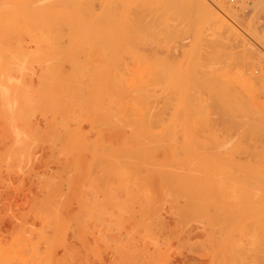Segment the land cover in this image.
Wrapping results in <instances>:
<instances>
[{
    "label": "rangeland",
    "instance_id": "1",
    "mask_svg": "<svg viewBox=\"0 0 264 264\" xmlns=\"http://www.w3.org/2000/svg\"><path fill=\"white\" fill-rule=\"evenodd\" d=\"M84 1H85L84 4H88V5L91 2L92 6L90 4L89 6L86 7H89L90 9L92 7L91 10L94 9V11L97 10V14L99 12L102 13L106 11L105 14L103 13L102 15H98V16L101 20L104 17V15L108 13L103 19L105 20L109 19L108 21H110V22L107 21V23H105L106 21L100 22V20L99 22L98 21L96 22V20H98L99 18L94 17L96 12L92 11L94 13V15H92L91 12L92 17L97 19L94 20L96 22L94 24L93 21H91L92 19L91 16L89 15L90 25L92 22L95 25V26L93 25V27L97 29L98 28L97 24L102 26V24L99 23H103L104 25L109 23L107 25V29L109 28L110 29L109 31H107V34H105L106 29L105 30L103 29L106 27V25L105 27L102 28L101 26H99L100 29L104 30L105 33L99 32V29L98 31H96V29L95 31L94 30L91 31L94 32L93 34L95 36L93 35V38L89 40L90 41L89 45L91 47L96 46L95 47L96 49L94 48L91 49L89 47L92 50L90 51L92 56L88 55L89 60L87 59L88 52L86 51L88 48L87 47L88 43L86 44L87 48L85 50L80 49L81 51L85 52L84 54L79 49H76V51L79 50V52L81 53L79 52L69 53L72 51L67 50V48L63 49L65 48V46L68 45L70 46L69 40L66 39L67 37H65L66 41L68 40V44L67 45L65 44L64 47H61L63 44L60 45V48H62V50L65 51L66 54L65 57L64 56L62 58L56 57L57 59L53 58L54 60L56 59L57 61L58 59L59 61L61 59H65L66 63L70 65L69 67L67 64L66 66L64 64L65 70L63 69L62 66L61 71L64 74L60 71L61 66L58 65L59 67H57L55 65L57 63L63 64L65 62L61 60L60 63L57 62L56 60L55 62L52 60V57H55L53 56V54L57 49H58L57 50L58 53L56 51L55 55L57 54L59 56L60 51H62L61 49L59 51L58 48L59 46L56 45L57 44L56 42L59 41L58 39H56L55 42L56 47L58 46L57 48H55V46L54 47L52 46L54 45L53 41L55 40L48 42L47 40H42V41L40 40L41 42H43V44L39 43L40 46L38 47V44H34V41L32 39L31 41H33V43H31L30 38H28L29 41L26 39L27 38L26 36H28V34L25 33L26 35V36L24 35L25 40H27L31 46L32 44L34 45L32 48L34 47L39 48L36 49L35 51H32V49L28 48L30 47V45L29 44H28L29 46L26 45L25 44L26 41L23 38H21L22 35L17 37L12 35L11 38H9L10 36L8 37L5 36L8 40L5 39V37H1L4 38L3 40L5 42L9 41L8 43L11 46L18 43L17 46L22 47V49L20 50L18 49L19 52H17L21 59L18 58V56H16L17 53L15 57L13 56V54L15 53L12 54L11 52L10 53L7 52L8 48L6 49V52H4L3 49L9 47V45L3 47L2 49L3 51H0L1 52L0 54L5 56L6 59H9L8 62L10 63L9 66L7 64L8 62L6 63L7 60H4V62L7 64L6 66L9 67L7 69L5 63L2 60V64L4 63L3 65L5 69H7L5 71L9 76L5 72L3 73H5V75H7L8 77L11 76L12 78H16L18 80V85L17 87H15L16 90L18 91L19 90L22 91L20 87L22 85L25 86L26 84L27 86L29 85L31 89L28 87H26L27 89L24 87V89L26 90L30 89L29 91H31L34 88L33 90L34 92L35 91L36 92L34 93L32 90L31 93L36 94V96L35 95L33 96L36 98V100L38 98L40 99L38 100L39 103L41 101L42 106L37 101L36 102L37 104L35 103L36 105L33 103V105H30L31 107L29 108L30 103L27 102L29 101L27 100L28 98L27 99L23 98L26 101L22 100L23 103L21 102V104L27 102L26 104L28 105L27 109L29 108L28 111L32 112V114L26 113L25 111L26 115L29 114L27 116L29 120L27 121L26 118V120L25 121L23 120L22 123L19 120L18 122H16L17 118L15 121L12 120V116H14L13 110H15L14 109L15 107L13 106V110H12L13 114L9 113L10 115H7L10 108H12V106L10 105L12 102H10V104L9 103L7 104L6 101L11 100L12 98L9 99L10 91L8 92L6 91L8 93L7 95L8 99H6L7 96L4 95V90L7 88L10 89L11 87H12L11 90L14 88V86L11 85V83H13V79L10 77V79H12V82L9 83L10 88L8 87L9 86L8 84L6 85L7 87L4 86L5 88L4 89L3 85H5L6 82L4 83L0 82V85L1 83L3 84L1 85L3 90L0 88V92L3 91V96L5 97V98L1 97L2 100L1 99L0 100L1 101L4 100L3 102H6L3 104L4 107L6 106L5 108L9 109V110L7 109L6 111L7 114H5L4 116L6 117L10 116L11 118L7 117V119H9V121L10 119L14 121V123H12L11 121L10 122L6 121L5 120L6 117L2 118L1 121V117L3 116H1L0 113L1 116L0 117V251H1L0 264L2 263L3 264H238L239 262H240L239 264H251V263L264 264V254H263L264 253V247H263L264 220H261V218L264 219V214H263L264 213L263 212L264 211L263 208L264 207V200H263L264 198V134H263L264 125L262 124L264 122L263 121L264 97L263 95H260V92L258 90H256L257 87L259 86V84L257 85L258 83L257 81L259 80L258 79L255 80V82L257 83L253 81L255 77H259L261 79V76L262 78L264 76V66H263L264 42L261 43L262 41L260 42L259 40H257L256 37L253 38L254 35L255 36L258 35L259 38H262V40L264 41V12H263L264 7H262L263 9L261 8V5L263 4L262 2L263 0H241L236 6L231 5L229 3V0H91V1L84 0ZM84 1L82 0V2ZM103 3L106 5H104ZM103 6H106V8L105 7L103 8ZM256 11L257 13H255ZM115 15H116V21L114 20L115 18H111L114 17ZM101 16L103 17L101 18ZM218 19L223 20L226 23L222 25L221 22L218 21ZM112 20H114V24L111 23L113 22ZM117 23L118 26H116ZM110 24L113 26H111ZM114 25L117 28L114 27ZM121 25H123V27ZM90 28L94 29L92 28V26H90ZM0 29H2V26ZM4 29H5L4 31H0L4 33L2 36L6 35L5 32L6 26H4ZM111 29H115L113 30L114 33H116L117 31L119 32L121 31L120 33L119 32L116 33L117 35L115 34L116 39L113 31L110 32ZM98 32L101 33L100 34L101 36L103 33L106 36L105 39L110 37L111 35V38H108L109 43L106 41L107 39L106 40L104 39V41H102L104 43L101 42L102 44L101 45L98 39L99 35L97 36ZM112 35L114 38L112 37ZM123 37L125 39V42L123 40ZM94 39L98 40V41L95 40L96 43L99 42L97 43V45L99 44L98 47ZM101 39L102 38H100V40ZM113 39L114 42L116 41L115 42L116 44L113 42ZM3 40L1 39V42H4ZM16 40L17 42L13 43V41ZM19 40L21 41L23 40L24 42L20 41L19 43L18 42ZM62 40H64V38L61 39V42L60 41L59 42L67 43V42H63ZM44 41H46V43ZM1 42L0 44H2ZM5 42L2 44V46L7 45V42L6 43ZM35 42L37 43V41ZM21 43L22 45H20ZM48 43L52 44L50 46L51 48L53 47L52 50L48 46L49 45ZM24 44L26 46H23ZM92 44L94 45L92 46ZM106 45H108V48H106ZM17 46L15 45L16 48H18ZM15 47L13 48V52L18 51L17 49H15ZM43 47L46 50L50 48L49 53L48 50L47 52L40 51V48L42 50ZM100 47L102 48V52L106 51L107 53L108 50V53L104 54L105 52H103L101 54ZM54 48L56 49L55 51H53ZM69 48L70 47H68V49ZM66 50L69 51L68 57ZM94 50H97V53L100 51V54L98 53L99 56L97 55V53H95L96 51ZM21 51L25 53H27L28 51L30 53L32 51L33 53H36L35 56L38 53L40 54L38 55V59L39 56L41 57L42 55H44L43 56L44 60L45 58H48V60L51 63L53 62L52 66H55L53 67L54 68L53 71L55 72V70H57L56 68H58L59 70L58 72L60 73L58 74L57 72L58 76H56V74L53 73L52 71L46 70L45 64L47 65L49 64L48 66H50L51 63L50 62L47 63L48 62L47 59L45 61L46 63H43L42 62L43 60L41 58V60L39 61H41L44 65L39 64L40 69H44V72L46 70L45 72L46 74H44V76L45 75L48 76V77L45 76L46 78L43 77L45 79V81L43 80L44 81L43 82L41 80L43 75L40 77L41 75L40 72L42 71H40L39 68L37 71H35L38 65H33L34 61L35 64L39 63V61L36 62V58L33 59L30 56L28 58L29 59L31 58L30 60L33 59V61H30L32 63L28 61V64L33 65L34 67L33 73L35 71L36 75L35 73L33 74L31 72L32 75L31 73H29L28 75H30V77L29 76L24 77L25 79L24 78L23 79L25 81L22 82L23 80L21 81L22 78L18 73L16 77V71L20 72L19 67L21 62L23 61L22 59L23 57L21 56V54H19L21 53ZM3 53H8L9 57L7 55H4ZM62 53L64 52H61L60 56L63 55ZM10 54L11 56L15 57V58L11 57L12 59H14L13 61L15 60H22V61L20 62L17 61V63L15 62L16 64H14V62L12 61L10 62ZM75 54L79 62L81 61L80 59L83 56H85L83 59L85 62H86L85 59H87L88 63L86 62L87 63L86 64L84 61H82L83 63L82 62L80 63H82V65L83 64L87 65L89 70H91L90 63L91 65L94 66V67L92 66V69L96 68L95 69L96 72L91 70L93 71L92 76H90V73L88 74V72L87 73L86 71L84 72L85 70L84 68H82V70L84 69L83 72L85 73V75L88 74V78L84 75V73L82 74L81 71H79L81 74L78 73L81 76L78 77L75 75L77 74L75 71L77 69H75V67L73 66H75V63H78V60L76 59V57H73L75 59L73 58L71 59V57L69 56V55L75 56ZM23 56L24 59L27 57L26 55H24V53ZM5 58L1 57V59H5ZM73 60H74V65L72 66ZM28 64L26 66L24 62L23 66L28 67ZM15 65H18V67H16ZM13 67L18 68V70H16ZM71 67L74 72L71 70ZM47 68L50 70L52 69L50 67ZM12 69H15L16 71L13 70L14 72H11ZM2 70L0 69V75H2L1 74ZM104 70L108 73L104 72ZM7 71L10 73H8ZM24 71L27 70H25L24 68ZM28 71L30 72L32 70L29 69ZM71 71L72 73L70 74H73V76L71 75L72 77L69 75V72ZM27 73L28 72L23 73V76H25ZM5 75H3V78L4 80L6 78L8 83V78ZM31 76L34 78H32ZM36 76L37 78H40V80L39 79L36 80ZM53 77L55 78L54 81H53ZM166 77L168 78V80L166 79ZM29 78H32L33 82L32 81L30 82L31 79L29 80ZM47 79H49L51 83ZM89 79L92 80L89 81ZM114 79L117 81H115ZM88 82L90 85L88 84ZM117 82L118 85L115 84ZM45 83H46V88H45ZM52 83L54 85H52ZM69 83L70 84L73 83V84L70 85ZM108 83L109 85H107ZM41 84L43 86L39 87V85ZM74 84L76 85L75 89L74 86H72ZM83 84L84 85L87 84L86 89L89 88V90L88 89L84 90L83 88H85V86H83ZM125 85L128 86L126 87ZM49 86L50 88L55 86V88L54 87L52 88L50 93L48 92L50 90ZM69 86H72L71 90L73 91L79 90V92L82 93L84 91L87 92V94L84 92L85 94H82L81 97H84L85 100L87 97V100L89 99V102L91 100L90 99L91 97L88 98L89 96L93 97L94 95L97 94L95 96L96 98L93 97L92 99L94 101L91 100L89 104L86 103L87 100L85 103H82L81 101L83 99L81 101L78 100L79 97H75V93H76L75 92L73 93L74 96L71 95L74 98L70 96V100L77 98L76 99L77 101L74 103L76 105L80 103L79 107L74 105L77 107L75 108L72 103L73 100H71L72 101L71 102L69 99L66 100L70 101L72 103V106H70L71 103L67 104L68 102H66V104L64 105L63 101H66L65 98H67L65 97L66 94L65 90H67ZM115 87H118L119 90H117V88ZM39 88H41L42 90ZM43 88L49 90L46 91ZM127 88L129 89L126 90ZM132 88L134 91L132 90ZM168 88H169V92H168ZM16 90L15 89L14 91L12 90L13 93L20 94L19 93L20 91L16 92ZM69 90H67V92ZM94 90L96 91V93ZM198 90L201 93H199ZM38 91L39 93H37ZM42 91L44 92L41 94ZM54 91L57 92L54 93ZM6 92L5 94H7ZM103 92H105V94H103ZM68 93L70 95L71 92L69 91ZM195 93L197 94L199 93V95ZM0 94H1L0 96H2V93ZM55 94H57V96ZM23 95H27V94L23 93ZM38 95H42V97ZM77 95L79 96V93H77ZM21 97L19 98L18 96L19 100H21ZM34 97L32 101L35 100ZM43 97L45 100L43 99ZM49 97H51L50 100ZM59 97L61 98L65 97V98H63L64 100H61V98ZM13 98L15 99L16 97ZM97 98H98L97 100L98 102L96 103ZM56 99L58 100L57 102L59 104H57ZM1 101H0V107H2L3 109L2 113H3L5 112L6 109L4 110L3 106H1L2 105ZM110 101L112 102L110 103ZM17 102L19 101L17 100ZM61 102L63 103L61 104ZM77 102L79 103L77 104ZM13 103L12 105L14 104L17 105L16 110L19 109L20 111L19 112L15 110L16 113L17 112L21 113L26 108V107L24 108V105H22L24 109L21 106H18L21 105L19 104L20 102L18 104L16 102L14 104ZM53 103L54 106L51 107ZM199 104H201L200 109L197 108L198 107L197 105ZM38 105L41 106V108ZM57 105H59L58 108ZM67 106H70V108L68 109ZM18 107H21V110L22 109L23 110L21 111L20 108ZM42 107H44L43 112H42ZM50 107L53 109H51ZM66 107L68 110L64 109ZM166 107L168 108V110ZM33 108H38V109L37 110L35 109L34 111ZM59 108L60 111L58 110L57 113H55L56 112L55 109L57 110ZM73 108L76 109L75 111L77 112V114L74 112ZM97 108L99 109L97 110ZM150 108H152V111H150L151 110ZM157 108H160L158 109L159 112H157L158 110L156 111ZM63 110L65 112H63ZM165 110H167L169 114L166 113L167 111ZM68 111H72V114L71 112ZM58 112H60V114ZM86 112H88V114ZM19 113L16 114L19 115L18 119L21 117ZM135 113L138 115V117ZM158 113L162 115H159ZM200 113L201 115L199 116ZM128 114L130 115V117ZM154 114H156L157 116L156 115L154 116ZM234 114L237 115L235 116ZM73 115L76 116L75 120H74L75 116ZM140 115L142 116V119ZM165 116L166 117L168 116L167 117L168 119ZM30 117L31 118L33 117L32 120L30 119ZM96 117L97 119H95ZM197 117L198 118L201 117V118L198 120ZM82 118L86 120L84 121ZM177 118L180 119L178 120ZM183 118H187V119H184L183 121ZM87 120L90 122H87ZM187 120H189L188 124L190 126L186 123ZM200 120L202 121L201 123ZM61 121L65 123H62ZM153 121L159 124L157 123L154 124ZM183 122L185 123L184 127H183ZM179 123H181L180 124L181 126L179 125ZM197 123H199L200 126H202V129H199L201 127H197L199 126V124L197 125ZM57 124L59 127L57 126ZM118 124L120 126L118 130L119 132H123L125 130H132V131L134 130V132H136V137H134V139L131 140H125V141L123 140L124 141L123 142L118 138H114L115 139L114 140L113 138H111L112 136L110 137L105 134L107 132L105 130L114 129L115 128L114 126L115 125L118 126ZM186 124L189 127V129L188 127H186ZM61 125L63 126L61 127ZM158 125H160L161 127ZM169 125L170 128L168 129L167 126ZM90 126L91 127L93 126V128H91ZM181 127L183 129L186 127V129L183 130ZM83 128L85 131L83 130ZM260 128L263 129L262 133L261 130H259ZM103 129L105 130L103 131ZM20 130H23V132ZM66 130L68 131L66 132ZM94 130H96V132ZM182 130L183 131L188 130V132H186L185 134L182 132ZM196 130H200L201 133ZM12 132L13 134H11ZM25 132L28 133L26 134ZM23 133L25 134V136ZM69 133L78 134L75 136L79 140L75 137L74 140L71 139L72 137L68 138ZM62 134L63 136H66L64 137L65 139L62 138ZM142 134L144 136H142ZM149 134H151V137ZM156 135L160 137L158 136L156 137ZM178 135L182 137L180 138ZM197 135L199 136V138ZM163 136L169 139V141L165 139V137ZM60 138L63 140H61ZM174 138L178 139L179 141L178 140L177 142L173 141ZM183 138H186V140L188 141L186 144L189 145V148L185 145L186 140L185 142H183L184 140L181 141ZM110 139L111 141H113L112 144H114V141H116V139H118L117 140L118 142L116 141L113 146L111 145ZM199 139L201 140L200 142L202 143V145L200 147L199 146L196 147L195 141ZM180 142H182V144H179ZM134 143L140 144L143 148H141L142 151L140 152V154L136 156L134 160H131L128 165H127L128 163L127 161L124 162L125 164L124 163L120 164L121 166L120 165L116 166L114 163H113L114 165H112V163L106 159V153L109 148H110L109 150H111L112 148L114 150L123 151L124 149L128 148L131 144ZM169 144H171L172 147H174L175 145L180 146L182 148L180 149L182 152H180L179 150L176 156L172 157L171 155L172 158L166 157L167 153L165 154V148ZM183 144L184 147L182 146ZM109 145H111L112 147ZM105 146L107 148H105ZM164 146L166 147L164 148ZM185 146L187 148H185ZM198 147L201 150L198 149ZM183 148L186 151H188L189 149V151L185 153L183 152L185 151L183 150ZM195 150L200 152L198 153ZM103 153H105V155ZM182 153L185 154L184 156H186L187 154L189 155L195 154V156L193 155L194 157L192 155L191 157H188L189 160L187 162H190L188 163L189 165L187 164V162H185L188 155L183 158ZM200 153L203 156H200L201 155ZM196 155H198L197 157L200 156V158H197ZM153 156L155 157L153 158ZM78 158L79 160H77ZM153 159L155 160L153 162H156L155 163L156 166L159 163L158 164L159 167L157 166V168L160 169L157 172V174L156 173L145 174L147 173L146 171L145 172L140 171L139 173V171L136 170L139 167L138 164H142V168L146 167L145 164L147 163H148L147 165L153 164V162L150 161ZM199 159H201L200 161L203 160L205 162L204 163L202 161L201 166L203 164L204 165L203 168L200 166L201 167L200 170L198 167ZM137 160L141 161V163L140 162L137 163ZM142 160L144 161L142 162ZM180 161L182 162L180 163ZM191 161L197 162L196 164H194L195 168L189 167L191 166L190 165ZM133 164L138 165L136 166L137 168ZM181 164H183L184 166H182ZM109 165H111L112 167ZM185 165L186 166L188 165V167L186 168ZM180 166L182 167V169H179ZM188 168L190 171L187 170ZM119 170L121 174L118 172ZM195 172L197 173L194 174ZM183 173L184 175L186 174V176H188L189 174L191 176V178L190 176L188 177L187 182L189 183L186 184V186L189 187L184 188L183 186H179L178 182L173 183L174 181H176L175 179L174 180L171 179L173 180L171 182L165 181L164 183L163 181V179L166 178L165 176H167V178L168 175H170V177H175V176L177 177L178 175L180 176ZM200 174H201V180L199 179ZM114 175H116V177ZM138 175H140V177L143 178V180L139 178ZM144 175H146L147 177ZM214 176L216 177L214 178ZM162 177L163 179H161ZM135 178L136 180H134ZM168 180L170 181V179ZM141 181L143 182L144 185L142 184ZM217 181L218 183H216ZM235 181H238L239 183L237 184V182ZM200 182L201 184L203 182L204 185L202 186ZM198 183L202 187H198L199 185ZM214 184L216 185V188L214 187ZM174 186H176V188ZM205 186L209 189L207 188L205 189L204 188ZM196 187L198 188L196 189ZM221 188L223 190H220ZM186 191H188V194ZM189 192L193 195L192 197L194 199L191 197ZM197 192H199L198 195H200V193L203 194H201V196L199 197L197 195ZM128 193L131 194L127 195ZM249 193L251 194L249 195ZM165 194L166 197H164ZM204 194H206L205 197L202 196ZM213 194L215 195L214 197H212ZM113 195L115 198L113 197ZM148 196H150V198ZM207 197L209 198L207 199ZM251 198H252V203L250 204L249 202L247 204V201L248 200L250 201ZM256 198H261L260 201L261 200L263 201L257 202L259 200ZM189 199L191 200V202H189L190 201ZM223 200H225L224 203ZM183 201L184 202L187 201V202L184 203ZM213 201L216 202V205L220 209V211L217 209ZM231 201L233 202L231 203ZM203 202L205 204H201ZM241 202H243L244 204ZM236 203L238 207L236 206ZM155 204L157 206H155ZM194 204L196 205V207ZM245 204H247V206ZM120 205L122 208L120 207L119 210ZM186 205L189 206V208L184 207ZM202 205L204 206V208L202 207ZM239 205H241L243 209L245 207L248 206L249 207L245 208L243 211L241 209L239 212V208H241V206L239 207ZM251 205H253V207ZM222 207L224 209H222ZM250 207H252V209ZM201 208H203L202 210L205 211L203 212ZM143 209L144 211L146 210L150 211V213L148 214V212H144ZM167 209H170V212L172 214L169 215L170 212ZM184 209L185 211H183ZM216 209L217 211H215ZM246 209L248 212L246 211ZM253 209L255 210V212H252L254 211ZM261 209H263V211H261ZM195 210H199V211H195ZM130 211L132 212L133 216L132 215L130 216L128 214L130 213ZM177 211L179 213H177ZM187 211L191 214L187 213ZM141 212H144L146 214L144 213L142 214ZM182 212L183 215L185 213L187 217L185 215L182 216ZM221 212H223L222 215L225 213V215H223L224 217H222V215H218L219 213L221 214ZM230 213L232 215V216L230 215L231 217L229 216ZM253 213L255 214L253 215ZM177 214L181 216L179 217ZM207 214L210 216L208 217ZM145 215H148L147 218ZM216 215L218 216V218ZM152 216H154L155 218L154 217L152 218ZM200 216H204V218L201 217L202 219H200ZM219 216L220 219L221 217L223 219L220 220ZM240 216L243 217V219L240 218ZM244 216H247L249 219L247 217L244 218ZM144 217L148 221L147 223H145L146 221H144L145 220ZM176 217L177 219H175ZM192 217H195L196 220H194V218ZM156 218H158L157 219L158 222H156ZM159 218L161 221L159 220ZM216 218L217 220L218 219L219 220L216 221ZM179 219L181 222L184 221V224L186 223L185 226L183 223H180ZM211 219L214 220L212 221ZM252 219L255 220L253 221ZM166 220L168 224H166L165 222ZM248 220L251 221L252 224H250ZM259 220L261 221V224ZM176 221L178 222L176 223ZM210 221L212 222L210 223ZM140 222L143 225H141ZM149 224H151L150 227L148 226ZM157 224H159L160 226ZM177 224L178 225L183 224L182 225L183 227L181 228L180 225L176 226ZM231 224L234 226H232ZM188 225L190 226V229ZM241 225H243V227ZM221 226L225 228V231L224 229L221 228ZM151 227L153 228L159 227L161 228V230L156 231L157 229L156 228L153 231ZM218 227L221 228L222 230L219 229ZM167 228L170 230H168ZM188 230H190V232ZM180 231L181 233H179ZM225 232L226 234L228 232V234L226 235ZM246 232L248 235H246ZM179 235L181 238L178 237ZM185 236L187 237V239L184 240V238H186ZM178 238L181 240L180 243L181 245L178 243L180 242ZM222 238L225 240L223 241ZM175 239H177L178 242ZM220 239L222 240L220 241ZM218 241L222 242V244L220 242L218 243ZM226 241L228 242V245H226L227 243ZM156 242H158V244L160 245L159 247L157 246L158 244L155 245ZM218 245L219 246L221 245V247L223 246L222 251H221V247H219ZM229 248L232 249L230 250ZM232 251H234V254L232 253ZM253 257H255L256 259H254ZM241 258H243V260ZM236 259L239 260V262L236 261ZM1 260H3V262Z\"/></svg>",
    "mask_w": 264,
    "mask_h": 264
},
{
    "label": "bare ground",
    "instance_id": "2",
    "mask_svg": "<svg viewBox=\"0 0 264 264\" xmlns=\"http://www.w3.org/2000/svg\"><path fill=\"white\" fill-rule=\"evenodd\" d=\"M83 1H84V0H83ZM87 1H88V0H87ZM89 1H91V0H89ZM202 2H203V1H202ZM262 2H263V4L261 5V8L264 7V0H263ZM84 3H85V1L82 2V0H0V28H1V26H2V29H0V31H4V30H5V29H4V26H6V31H5V32H6V35L2 36L4 33H3V32H0V35H1L0 38H1V37H5V36H7V37L10 36L9 38H11L12 35L15 36V37L22 35L21 38H23V39L25 40L24 35H25V33H26V34H28V36L25 35V36L27 37L26 39H27L28 41H29L28 38H30V41H31V39H32V40L34 41V44H38V47L40 46L39 43H42V44H43V42H41L42 40H47V42H48V41H53V40H55V41H53V42H54V45L49 44V43H51V42H49V43H48V44H49L48 46L50 47V46L52 45L53 47L55 46V48H57V47L59 46V47H58V48H59V51H60V49L62 50V48H60V45L63 44L61 47H64L65 44H66V45L68 44V40H69L70 46L68 45V46H65V48H63V49H66V48H67V50L72 51V52H69V51L66 50L67 57H68V52H69V53L79 52L80 49H81V50H85L87 47H88V48L90 47L91 49H93V48L96 49V48H95L96 46H95V47H91V46L89 45V42H90L89 40H91V39L93 38V35H94V34H93L94 32H91V31H93V30L95 31L96 28H94L93 25H94L97 21L99 22V20H100V18H99L98 15H102L103 13L105 14L106 11L103 10L104 12H102V13L99 12V13L97 14V10H96V11H94V9L91 10V9H92V7H91V6H92V3H91V2H90V4H91L90 7H91V9H90L89 7H86V6H89L90 4L88 5V4H84ZM103 4H104V3H103ZM104 5H106V4H104ZM93 7H94V6H93ZM104 7L106 8V6H103V8H104ZM262 9H263V8H262ZM262 9H261V10H262ZM258 10H260V9H258ZM92 11L96 12L94 17H98V18H99L98 20H96V22H95L94 20L97 19V18L92 17V15H94V13H93ZM91 12H92V15H91ZM263 12H264V9H263ZM263 12H262V13H263ZM255 13H257V11H256ZM96 14H97V15H96ZM107 14H108V13H107ZM107 14H106V15H107ZM89 15L91 16V18H92L91 21H93L94 24L91 22V25H90ZM106 15H104V17L101 16V18H102V17L105 18ZM112 16H113V15H112ZM256 16H258V15H256ZM109 17H111V16H109ZM93 18H94V19H93ZM103 18L100 20V22H102V21L105 22V21H106L105 23H107V21H108L109 19H108V20H107V19L105 20V19H103ZM106 18H107V17H106ZM111 18H115L114 20L116 21V15H115L114 17H111ZM117 18H118V17H117ZM254 18H255V17H254ZM114 20H112V21H113V22H111L112 24H114ZM118 20H121V19H118ZM218 21L221 22L222 25L226 23L225 21L220 20V19H218ZM108 22H110V21H108ZM99 24H102V26L97 24L98 28L96 29V31H98V29H99V32H103V33L106 32L105 34H107V31H109V29H110V28L107 29V25H108L109 23H108V24H105L106 27H105V25H104L103 23H99ZM120 24H121V21H120ZM110 25H111V24H110ZM90 26H92V28H94V29H91ZM94 26H95V25H94ZM97 26H96V27H97ZM99 26H101V28H102V27H105V28H103L104 30L106 29L105 32H104V30L100 29ZM111 26H113V25H111ZM116 26H118V23L116 24ZM116 26L114 25V27H116ZM121 26L123 27V25H121ZM121 26H120V27H121ZM112 28H113V27H112ZM116 28H117V27H116ZM119 29H120V28H119ZM101 30H102V31H101ZM113 30H115V29H111L110 32H112ZM116 30H118V29H116ZM45 32H47V33H45ZM99 32H98V34H97V36L99 35V38H98L97 36H96V37L99 39V42H100V44H101V42L104 41V39H105L106 36L102 33V36H104V37H102V36L100 35L101 33H99ZM118 32H119V31H117L116 33H118ZM120 32H121V31H120ZM120 32H119V33H120ZM1 33H2V34H1ZM22 33H24V34H22ZM38 33H39L40 35H39ZM96 33H97V32H96ZM96 33H95V34H96ZM113 33H114V31H113ZM116 33H114L115 39H116V35H117ZM46 34H48V35H46ZM110 34H111V33H110ZM115 34H116V35H115ZM121 35H122V34H121ZM252 35H253V34H252ZM94 36H95V35H94ZM107 36H108V35H107ZM123 36H124V35H123ZM65 37H67V38H66V39H68L67 41H66ZM96 37H95V38H96ZM112 37H113V35H112ZM255 37H256L257 40H259L260 42L262 41L261 43L264 42V41L262 40V38H259L258 35H257V36L254 35L253 38H255ZM63 38H64V40H62V41H63V42H67V43H60V42H61V39H63ZM100 38H102V39L100 40ZM108 38H111V35H110V37H108ZM108 38H106L107 40H106V39H105V40L109 43V41H108L109 39H108ZM113 38H114V37H113ZM1 39L3 40L4 38H1ZM1 39H0V42H1ZM5 39H7V38L5 37ZM19 39H20V37H19ZM56 39H58L60 42H59V41L56 42ZM117 39H118V36H117ZM121 39H122V38H121ZM7 40H8V39H7ZM11 40H12V39H11ZM27 40H25V41H26L25 44H26V45H28V44L30 45V43H28ZM40 40H41V41H40ZM95 40H96V39H94V41H95ZM119 40H120V39H119ZM119 40H117V41H119ZM123 40H124V42H125L124 37H123ZM3 41H4V40H3ZM20 41H21V40H19L18 42L20 43ZM22 41H23V40H22ZM22 41H21V42H22ZM33 41H31V43H33ZM35 41H37V43H36ZM38 41H40V42H38ZM94 41H91V42H94ZM96 41H98V40H96ZM96 41H95V43H96ZM121 41H122V40H121ZM121 41H120V42H121ZM4 42H5V41H4ZM4 42H1V43L3 44ZM6 42H7V41H6ZM6 42H5V43H6ZM8 42H9V41H8ZM8 42H7V45L4 44L5 46H2V44H0V51H3V50H4V52H6V49H7V48H8V49L11 48V49H9V51H8V49H7V52H9V53L11 52L12 54L15 53V54H13V56H15L16 53L19 52L20 49H22V47L17 46L18 43L15 44L18 48H16L15 45H13V46L15 47V49H17V50L19 49L18 51L13 52V48H14V47L11 46ZM14 42L16 43L17 40H16V41H13V43H14ZM23 42H24V41H23ZM44 42L46 43V41H44ZM53 42H52V43H53ZM55 42H56L57 44H56ZM58 42H59V44H58ZM99 42H97V43H99ZM113 42H114V39H113ZM115 42H116V41H115ZM115 42H114V43H115ZM10 43H11V42H10ZM87 43H88V44H87ZM97 43H96V45H97ZM102 43H104V42H102ZM105 43H106V42H105ZM108 43H107V44H108ZM25 44H24L23 46H26ZM42 44H41V45H42ZM55 44L58 45V46L56 47ZM86 44H87L88 46H87ZM115 44H116V43H115ZM117 44H118V43H117ZM8 45H9V47H6V46H8ZM20 45H22V43H21ZM29 45H28V46H29ZM93 45H94V44H92V46H93ZM98 45H99V44H98ZM98 45H97V47H98ZM101 45H102V44H101ZM103 45H105V44H103ZM119 45H120V44H119ZM123 45H124V43H123ZM1 46H2V47H1ZM33 46H34V45L32 44V46L30 45V47H28V48H29V49H32V51H35L36 49H39L38 47H34V48H32ZM35 46H36V45H35ZM46 46H47V45H46ZM86 46H87V47H86ZM3 47H6V48L3 49ZM19 47H20V48H19ZM53 47H52V48H53ZM68 47H70V48L68 49ZM103 47H104V46H103ZM25 48H26V47H25ZM50 48H51V47H50ZM50 48H49V49H50ZM52 48H51V50H52ZM55 48L53 49V51L56 50ZM88 48H87V50H86V51L88 52L87 56H88V55H89V56H92L91 53H90V51H92V50H91L90 48H89V49H88ZM100 48H101V47H100ZM106 48H108V45H106ZM2 49H3V50H2ZM23 49H24V47H23ZM26 49H27V48H26ZM44 49H45L44 47L42 48V50H41V48H40V51L47 52V50H48V53H49V49H47V50L45 49L46 51H45ZM76 49H79V50L76 51ZM10 50H11V51H10ZM57 50H58V49H57ZM57 50H56V51H57ZM81 50H80V51H81ZM88 50H89V51H88ZM103 50H104V49H103ZM106 50H107V49H106ZM25 51H27V50H25ZM32 51H31L30 53H29V51L27 52L29 55H28L27 53L23 52V51H21V53H19V54H21V56L23 57L22 59H23V61L25 62V65H26V66H27V64H28V61H29V62H30V61H33V59H35V58H36V62L39 61V60H41V58H42V60H43L42 62H43V63H46L45 61H46V59L48 60V58H45V60H44V59H43V56H44V55H42L41 57L39 56V59H38V55H40V54L37 53V55H36L37 57H36V56H35L36 53H33ZM56 51H55V52H56ZM94 51H96L95 53H97V50H94ZM22 52L24 53V55L27 56V57L25 56V57H26L25 59H24V56H23V53H22ZM51 52H52V51H51ZM55 52H54V54H53V56H55V57H52V60H53L54 62H55V60L57 59L56 57H58V58H59V57L62 58L63 56L65 57V55H66V54H65V51H63V50L60 51V53H61V52H64V53H62V54H63L62 56H60V55H61L60 53H59V56H58L57 54L55 55ZM81 52H83V54L85 53L84 51H81ZM81 52H79V53H81ZM103 52H105L104 54H107V53H108V50H107V53H106V51H103ZM103 52H102V48H101V54H102ZM0 53H1V52H0ZM39 53H40V52H39ZM41 53H42V52H41ZM57 53H58V51H57ZM98 53L100 54V51H99ZM98 53H97V55L99 56ZM3 54H4V55H7V56L9 55L8 53H3ZM31 54H33V55H31ZM44 54H45V53H44ZM71 55H72V54H71ZM71 55H69V56L71 57V59H72L73 57H76V59H77L76 54H75V56H74V55L71 56ZM78 55H79V54H78ZM108 55H109V54H108ZM0 56L3 57V58H5V56H3L2 54H0ZM13 56H11V54H10V62L12 61V62H14V64H16L17 61H19V62L22 61V60H15V61H13L14 59L11 58V57H13ZM16 56H18V58H20L19 55H18V53H17ZM16 56H15V57H16ZM30 56H31V58H33L32 60H30L31 58H30V59L28 58V57H30ZM34 56H35V57H34ZM89 56H88V58L86 57L88 60H89ZM105 56H107V55H105ZM1 57H0V66H1L0 69H1V70L3 69L4 71L2 70V73H1L2 75H0V76H2V77H0V78H1V81H0V82H2V83L6 82L5 85H3L2 83H1V85H3V88H4V86L7 87L6 85H8L9 83H11V82H12V79H13V83H11V85L14 86V88L12 89V90L14 91V89L16 90L15 87H17V85H18V80H17L16 78H12L11 76H10V77H11L12 79H10V77H8L9 75L6 73L5 70H7V69L9 68V67L6 66L7 64H8V65L10 64V63L8 62L9 59H6V58H5V59H1ZM8 57H9V56H8ZM15 57H13V58H15ZM84 57H85V56H83L82 58L79 57V58H81V59H80V60H81L80 62L84 61V59H83ZM53 58H56V59L54 60ZM20 59H21V58H20ZM26 59H27V60H26ZM37 59H38V60H37ZM49 59H50V58H49ZM66 59H67V58H66ZM73 59H75V58H73ZM82 59H83V60H82ZM87 59H85V60H86V62L88 63ZM2 60H3V62H4V60H7V61H6V63L8 62L7 64L4 62V63H5V66L7 67V69H5V67H4V65H3L4 63L2 64ZM50 60H51V59H50ZM61 60H63V62H65V63H63V64H58L57 62H60V63H61ZM61 60H60V61H59V59H58V61L56 60V61H57V62H56L57 64L55 65V66H57V67H59L58 65L61 66V67H60V71H61V69H62V66H63V69H64V64H65V66H66V64H67L65 59H61ZM77 60H78V59H77ZM23 61H22V62H23ZM26 61H27V62H26ZM75 61H76V60H75ZM106 61H107V60H106ZM15 62H16V63H15ZM22 62H21L22 65H21L20 63H18V64H20V67H19V71H20V72H17L16 70H18V68H15V67H13V68H15L16 70H15V69H12V71H11V72H14L13 70H15V71H16V77H17V73H18V74L20 75V77L22 78V79L20 78L21 81L23 80L22 82L25 81V80H24V79H25L24 77H28V76L30 77V75H28V74L31 73V72L33 73V70H34L33 65H38V66H39V67L37 66V69H35V71H37L38 68L40 69V65H39V64H43L41 61H39V63H36V64H35V61H34V62H33V63H34L33 65H32V64H28V67H30V68H28V67H26V66H23V65H24V62H23V63H22ZM49 62H50V61L48 60L47 63H49ZM72 62H73V63H72V66H73V65H74V60H73ZM80 62H79V60H78V63H75V66H73V67H75V69H77V70L74 69V70L76 71L77 74H78V73H79V74H81V73L83 74V73L86 71V73L88 72V74L90 73V76H92V75H93L92 72H93V71L96 72V70H95L96 68H95V69H92V66H93V65H91V63H90V66H91V70H93V71L89 70V68H88L87 65H85V64L82 65L83 62H82V63H80ZM84 62H85V61H84ZM86 62H85V63H86ZM30 63H32V62H30ZM50 63H51V62H50ZM52 63H53V62H52ZM52 63H51L50 66H48L49 64H48V65L45 64V69H46V70H49V71H52L53 73L56 74V76H58V75H57V72H58L59 70H58V68H56L57 70H55V72H54V71H53V69H54L53 67H55V66H52ZM87 63H86V64H87ZM12 64H13V63H12ZM14 64H13V65H14ZM80 64H81V65H80ZM92 64H93V62H92ZM106 64H107V63H106ZM29 65H31V66H29ZM43 65H44V64H43ZM53 65H54V64H53ZM67 65H68V64H67ZM9 66H10V65H9ZM11 66H12V65H11ZM15 66L18 67V65H15ZM21 66H22L23 68H22ZM68 66L70 67V65H68ZM81 66H82V67H81ZM83 66H84V67H83ZM85 66H87V67H85ZM105 66H106V65H105ZM118 66H119V65H118ZM47 67H50V68H52V69L50 70V69H48ZM93 67H94V66H93ZM95 67H96V66H95ZM107 67H108V66H107ZM21 68H22L23 70H22ZM24 68H25V70H27V71H24ZM32 68H33V69H32ZM41 68H42V67H41ZM82 68L85 69V70L83 69L84 72H83ZM102 68H103V67H102ZM102 68H101V69H102ZM20 69H21V70H20ZM29 69H31L32 71L29 72V71H28ZM98 69H99V68H98ZM104 69H105V68H104ZM10 70H11V68H10ZM46 70H45V72H46ZM64 70H65V69H64ZM71 70H72V67H71ZM88 70H89V71H88ZM108 70H109V69H108ZM22 71H23V72H22ZM35 71H34V73H35V75H36V72H35ZM40 71H42V72H40ZM40 71H39V72L41 73V75H40V73H39L40 77L43 75L41 80H42V81H43V80L45 81L44 78H46V77H48V76H46V75H45L46 77L44 76V74H46V73L44 72V69H40ZM72 71H73V70H72ZM72 71L69 72V75H70V76H71V75L73 76V74H70V73H72ZM79 71H81V73H80ZM99 71H100V70H99ZM110 71H111V69H110ZM134 71H135V70H134ZM136 71H138V70H136ZM3 72H5L8 76L5 75V73H3ZM7 72H8V71H7ZM25 72H28V73L26 74L27 76H26L25 74H24L25 76H23V73H25ZM52 72H51V73H52ZM61 72H62V71H61ZM73 72H74V71H73ZM97 72H98V71H97ZM104 72H106V71L104 70ZM8 73H10V72H8ZM21 73H22V74H21ZM32 73H31V75H32ZM34 73H33V74H34ZM48 73H50V72H48ZM59 73H60V72H58V74H59ZM62 73H63V72H62ZM67 73H68V72H67ZM106 73H108V72H106ZM110 73H111V72H110ZM134 73H136V72H134ZM63 74H64V73H63ZM74 74H75V73H74ZM77 74H75V75L78 76V77L81 76V75H79V74L77 75ZM88 74L85 75V73H84V75H85L87 78H88ZM3 75H5V76L8 78V83H7L6 78H5V80H4ZM35 75H34V76H35ZM113 75H114V74H113ZM22 76H23V77H22ZM49 76H50V74H49ZM53 76H54V75H53ZM72 76H71V77H72ZM138 76H139V75H138ZM166 76H167V74H166ZM168 76H169V75H168ZM31 77H32V76H31ZM43 77H44V78H43ZM71 77H70V78H71ZM95 77H96V76H95ZM108 77H109V75H108ZM108 77H107V78H108ZM139 77H140V76H139ZM139 77H138V78H139ZM164 77H165V76H164ZM2 78H3V79H2ZM23 78H24V79H23ZM32 78H34V77H32ZM32 78H29V80L31 79L30 82L33 80ZM89 78H91V77H89ZM92 78H93V77H92ZM107 78H106V79H107ZM263 78H264V76H263ZM263 78H262V76H261V79H260L259 77H255V79H254L253 81L255 82L256 79L259 80V81H257L258 83L255 82V83H257V85L259 84V86L257 87L256 90H258V91L260 92V95H263V97H264V79H263ZM38 79L40 80V78H37V76H36V80H38ZM49 79H51V78H49ZM49 79H47V80H49ZM54 79H55V78L53 77V81H54ZM93 79H94V78H93ZM108 79H109V78H108ZM111 79H112V78H111ZM166 79L168 80L167 77H166ZM9 80H10V82H9ZM47 80H46V81H47ZM56 80H57V77H56ZM73 80H74V79H73ZM73 80H72V81H73ZM86 80H87V79H86ZM91 80H92V79H89V81H91ZM114 80H115V79H114ZM21 81H20V82H21ZM44 81H43V82H44ZM49 81H50V80H49ZM53 81H52V82H53ZM67 81H68V80H67ZM115 81H117V80H115ZM30 82H29V83H30ZM32 82H33V81H32ZM37 82H38V81H37ZM92 82H93V81H92ZM109 82H110V81H109ZM120 82H121V81H120ZM260 82H261V85H260ZM16 83H17V84H16ZM40 83H41V82H40ZM50 83H51V81H50ZM53 83H54V82H53ZM53 83H52V85L55 84V83H54V84H53ZM69 84H70V83H69ZM69 84H68V85H69ZM71 84H73V83H71ZM71 84H70V85H71ZM88 84H89V82H88ZM110 84H111V83H110ZM115 84L118 85V82L115 83ZM119 84H120V83H119ZM122 84H124V83H122ZM128 84H131V83H128ZM1 85H0V86H1ZM15 85H16V86H15ZM47 85H48V83H47ZM49 85H50V84H49ZM56 85H57V84H56ZM66 85H67V84H66ZM66 85H65V86H66ZM89 85H90V84H89ZM107 85H109V83H108ZM132 85H133V84H132ZM136 85H137V84H136ZM19 86H20V85H19ZM22 86H23V87H22ZM22 86L20 87V88L22 89V91L19 90V91H20V92H19L18 90H16V92H19V93L21 94L22 97H21L20 94H18V93H13V91L11 90L12 87L10 88V84H9V86H8L10 89H8V88L5 89V88H4V89H5V90H4V95H6V96L8 95L7 92L10 91V97H9V99H10V98L14 99L13 97H16V98H15L16 100H15V99H14V100H12V99H11V100H7V101H6L7 104H8V103L10 104V102H12V103H13V102H14V103L16 102L17 104L20 102L19 104H21L22 100H23V101H26L25 99H27V98H28L27 100H29V101H27V102L30 103V104H29V108L31 107L30 105H33V103L35 104L37 101H38V103H39V100H40V99L38 98L39 100H38V99L36 100V98L33 96V95L36 96V94L31 93L32 90H33L34 88L32 87L33 89H32L31 91H29V90L31 89V88L29 87V85L27 86V84H26L25 86H24V85H22ZM30 86H31V85H30ZM37 86H38V85H37ZM40 86H43V85L41 84V85H39V87H40ZM63 86H64V85H63ZM72 86H74V89H75L76 85L74 84V85H72ZM72 86H69L70 90H69V88L67 89V90H69V91L71 92L70 95H69V93H68L69 91L67 92V90H65L66 88L64 89L65 92H66V94H65V93H64V94H65V97H67V98H65V97H62V98L59 97V98H61V100H64L63 98H65V100H66V99H69V100H70V96H71V95L74 96L73 93L76 92V93H75V97H79L78 100H80V101L83 99L81 102H82V103H85L86 100H87V97H86V100H85V98H84V97H81V96H82V94H85V93L87 94V92L84 91L85 93H84V92L82 93V92H79V90H77V91L74 90V91H73V90H71V89H72V88H71ZM83 86H85V88H83V89L85 90L86 87H87V84H86V85L83 84ZM125 86H126V85H125ZM127 86H128V85H127ZM127 86H126V87H127ZM139 86H140V85H139ZM24 87H25V88L28 87V88H30V89H29V90H26L27 88L24 89ZM51 87H52V86H51ZM53 87L55 88V86H53ZM53 87H52V88H53ZM56 87H58V86H56ZM89 87H90V86H89ZM132 87H134V86H132ZM0 88L2 89V86H1ZM20 88H19V89H20ZM45 88H46V83H45ZM52 88H50V86H49V89H50V90H49V89H44V88H43V89L46 90V91L49 90L48 92L50 93L51 90H52ZM115 88H117V90H119L118 87H115ZM122 88H123V87H122ZM36 89H38V88H36ZM39 89H41V88H39ZM58 89H59V88H58ZM87 89L89 90V88H87ZM87 89H86V90H87ZM120 89H121V88H120ZM128 89H129V88H127L126 90H128ZM2 90H3V89H2ZM41 90H42V89H41ZM56 90H57V89H56ZM64 90H63V91H64ZM104 90H105V89H104ZM132 90H133V88H132ZM256 90H255V91H256ZM6 91H7V92H6ZM26 91H27L28 93H27ZM46 91H45V92H46ZM57 91H58V90H57ZM57 91H54V93L57 92ZM60 91H61V90H60ZM82 91H83V90H82ZM94 91H95V90H94ZM105 91H106V90H105ZM133 91H134V90H133ZM135 91H136V90H135ZM139 91H140V90H139ZM198 91H199V90H198ZM5 92H6L7 94H5ZM11 92H12V93H11ZM21 92H22V93H21ZM33 92H34V90H33ZM35 92H36V91H35ZM35 92H34V93H35ZM43 92H44V91H42L41 94H42ZM88 92H89V91H88ZM129 92H130V91H129ZM141 92H142V91H141ZM168 92H169V88H168ZM0 93H2V96H0V99L2 100L1 97H4V96H3V91H1ZM23 93H24V94H27V95H23ZM29 93H30L31 95H30ZM37 93H39V91H38ZM58 93H59V92H58ZM77 93H79V96L77 95ZM80 93H81V94H80ZM95 93H96V91H95ZM107 93H108V92H107ZM133 93H134V92H133ZM199 93H201V92L199 91ZM199 93H198V94L195 93V94L199 95ZM253 93H255V92H253ZM12 94H13V95H12ZM15 94H18V95H15ZM28 94H29V95H28ZM64 94H63V95H64ZM93 94H94V93H93ZM103 94H105V92H103ZM103 94H102V95H103ZM135 94H136V93H135ZM168 94H169V93H168ZM182 94H183V93H182ZM0 95H1V94H0ZM11 95H12V96H11ZM45 95H46V94H45ZM45 95H44V97H45ZM52 95H53V94H52ZM55 95L57 96V94H55ZM60 95H61V94H60ZM66 95H67V96H66ZM96 95H97V94H96ZM96 95H94L93 97L96 98V97H95ZM98 95H99V94H98ZM133 95H134V94H133ZM18 96H19V98L21 97V100H19ZM32 96L35 98L34 101H32V99H33ZM38 96H41V97H42V95H38ZM47 96H48V94H47ZM53 96H54V95H53ZM72 96H71V97H72ZM83 96H85V95H83ZM200 96H201V95H200ZM30 97H31V98H30ZM44 97H43V99H44ZM90 97H91V98H90ZM93 97H92V96H89L88 98H90L91 100H93V99H92ZM97 97H98V96H97ZM197 97H198V96H197ZM4 98H5V97H4ZM4 98H3V99H4ZM17 98H18V99H17ZM23 98H25V99H23ZM29 98H30V99H29ZM50 98H51V97H49V100H50ZM72 98H74V97H72ZM100 98H102V97H100ZM6 99H8V96L6 97ZM46 99H47V98H46ZM76 99H77V98H75V99H71V100H73V102L70 100V101L73 103V106L76 105V104L74 103V102L77 101ZM106 99H107V98H106ZM135 99H136V98H135ZM1 100H0V101H1ZM17 100H18L19 102H17ZM44 100H45V99H44ZM47 100H48V99H47ZM49 100H48V101H49ZM51 100H52V99H51ZM74 100H75V101H74ZM84 100H85V101H84ZM91 100H90V102H91ZM97 100H98V98L96 99V103L98 102ZM99 100H100V99H99ZM3 101H4V100H3ZM3 101H1V104H2L1 106H3V108H4V110H5V109H6V108H5L6 106L4 107L3 104L6 103V102H3ZM57 101H58V100L56 99V102H57ZM70 101H68V100L63 101V102H64V105L66 104V102H68L67 104L71 103ZM93 101H94V100H93ZM102 101H103V100H102ZM221 101H222V100H221ZM2 102H3V103H2ZM27 102H25L24 104L18 105V106H21L22 108H23L22 105H24V108L26 107L25 110L23 111L24 113H23V112L19 113L20 111H19V109L16 110L17 105H15L14 103H13L14 105H12V103L10 104V105L12 106V108H10V110L7 108V109L9 110V111H8V114L6 113L7 109L5 110V112L2 113V110H3V109H2V107H0V113H1V116H3V117L0 116V117H1V121H2V118L6 117V116H4L5 114H7V115H10L11 113L13 114V112H12V110H13V106L15 107L14 109H15L16 111H19V112L16 113L15 110H13V111H14V114H13V115L16 116V117L12 116V120L15 121L16 118H17L16 122H18V120H19L21 123L23 122V120L25 121L26 118H27V116L29 115V114L26 115V113H30V114H32V112L28 111L29 108L27 109V107H28V105H26ZM44 102H45V101H44ZM44 102H43V103H44ZM49 102H50V101H49ZM49 102H48V103H49ZM63 102H61V104H62ZM90 102H89V99H88L86 103L89 104ZM99 102H100V101H99ZM105 102H106V101H105ZM111 102H112V101H110V103H111ZM199 102H200V101H199ZM22 103H23V102H22ZM54 103H55V102H54ZM54 103L51 105V107L54 106ZM72 103H71L70 106H72ZM78 103H79V102H77V104H78ZM82 103H81V106H82ZM218 103H219V102H218ZM221 103H222V102H221ZM36 104H37V103H36ZM36 104H35V105H36ZM39 104L42 106L41 101H40ZM44 104H45V103H44ZM57 104H59V103L57 102ZM94 104H95V103H94ZM168 104H169V103H168ZM222 104H223V103H222ZM45 105H46V104H45ZM49 105H50V104H49ZM49 105H48V107H49ZM55 105H56V104H55ZM79 105H80V103H79L78 105H76V106L79 107ZM83 105H84V104H83ZM90 105H91V104H90ZM111 105H112V104H111ZM218 105H219V104H218ZM225 105H226V104H225ZM11 106H10V107H11ZM38 106H39V105H38ZM41 106H39V107L41 108ZM70 106H67L68 109L70 108ZM76 106H74V107L77 108ZM167 106H168V105H167ZM197 106H198V107H197L198 109L201 108V107H200L201 104H199V105H197ZM8 107H9V106H8ZM21 107H18V108H20V110H21ZM51 107H50V108H51ZM58 107H59V105H57V108H58ZM60 107H61V106H60ZM67 107L64 108V109L66 110ZM93 107H94V106H93ZM108 107H109V106H108ZM151 107H154V106H151ZM216 107H217V106H216ZM224 107H225V106H224ZM24 108H23V109H24ZM43 108H44V107H42V112H43ZM54 108H55V107H54ZM75 108H73V109H74V112L77 114V112L75 111V110H76ZM86 108H87V107H86ZM91 108H92V107H91ZM166 108H167V107H166ZM169 108H170V107H169ZM23 109H22V110H23ZM33 109H34V111H35V109L37 110L38 108H33ZM45 109H46V108H45ZM51 109H53V108H51ZM68 109H67V110H68ZM93 109H94V108H93ZM98 109H99V108H97V110H98ZM103 109H104V108H103ZM150 109H151L150 111H152V108H150ZM153 109H154V108H153ZM158 109H160V108H157L156 111H157ZM233 109H234V108H233ZM22 110H21V111H22ZM58 110L60 111V108L57 109V110L55 109V111H56L55 113H57ZM61 110H62V109H61ZM78 110H79V109H78ZM91 110H92V109H91ZM106 110H107V109H106ZM135 110H138V109H135ZM167 110H168V108H167ZM167 110H165V111H167ZM181 110H182V109H181ZM185 110H186V109H185ZM201 110H202V109H201ZM25 111H26V113H25ZM39 111H40V109H39ZM51 111H52V110H51ZM81 111H82V109H81ZM107 111H108V110H107ZM160 111H161V110H160ZM169 111H172V110H169ZM182 111H183V110H182ZM198 111H199V110H198ZM198 111H196V112H198ZM49 112H50V110H49ZM63 112H65V111L63 110ZM66 112H67V111H66ZM68 112H71V114H72V111H68ZM137 112H139V111H137ZM157 112H159V110H158ZM161 112H162V111H161ZM163 112H164V111H163ZM184 112H186V111H184ZM199 112H200V111H199ZM232 112H233V111H232ZM235 112H236V111H235ZM239 112H240V111H239ZM9 113H10V114H9ZM18 113L20 114V116H21L20 118H21V119H20V118L18 119V116H19V115H16V114H18ZM22 113H23V115H22ZM55 113H54V114H55ZM58 113L60 114V112H58ZM83 113H84V112H83ZM86 113L88 114V112H86ZM94 113H96V112H94ZM94 113H93V114H94ZM102 113H103V112H102ZM105 113H106V112H105ZM154 113H155V112H154ZM166 113H168V111H167ZM166 113H165V114H166ZM242 113H243V112H242ZM2 114H3V115H2ZM24 114H25V115H24ZM33 114H35V113H33ZM73 114H74V113H73ZM90 114H91V113H90ZM90 114H89V115H90ZM93 114H92V115H93ZM132 114H133V113H132ZM135 114H136V113H135ZM138 114H139V113H138ZM140 114H141V113H140ZM151 114H152V113H151ZM158 114H159V113H158ZM168 114H169V113H168ZM173 114H174V113H173ZM177 114H178V113H177ZM185 114H187V113H185ZM57 115H58V114H57ZM61 115H62V113H61ZM94 115H95V114H94ZM128 115H129V114H128ZM136 115H137V114H136ZM136 115H135V116H136ZM149 115H150V114H149ZM155 115H156V114H154V116H155ZM159 115H162V114H159ZM188 115H189V114H188ZM200 115H201V113L199 114V116H200ZM234 115H235V114H234ZM236 115H237V114H236ZM236 115H235V116H236ZM238 115H239V114H238ZM30 116H32V115H30ZM33 116H34V115H33ZM70 116H71V115H70ZM73 116H75V115H73ZM86 116H87V115H86ZM96 116H97V115H96ZM98 116H99V115H98ZM132 116H134V115H132ZM140 116H141V115H140ZM156 116H157V115H156ZM168 116H169V115H168ZM168 116H167V117H168ZM171 116H172V114H171ZM7 117L9 118L10 116H7ZM7 117L5 118V120H6V121H9V119H7ZM13 117H14V119H13ZM22 117L25 118V119H23ZM55 117H56V116H55ZM59 117H60V116H59ZM68 117H69V115H68ZM93 117H94V116H93ZM122 117H123V115H122ZM125 117H126V116H125ZM129 117H130V115H129ZM137 117H138V115H137ZM151 117H152V116H151ZM165 117H166V116H165ZM165 117H164V118H165ZM167 117H166V118H167ZM184 117H185V116H184ZM246 117H247V116H246ZM251 117H252V116H251ZM10 118H11V117H10ZM32 118H33V117H32ZM32 118L30 117L31 120H32ZM35 118H36V117H35ZM35 118H34V119H35ZM61 118H62V117H61ZM63 118H64V117H63ZM98 118H99V117H98ZM114 118H116V117H114ZM118 118H119V117H118ZM135 118H136V117H135ZM156 118H158V117H156ZM170 118H171V117H170ZM188 118H189V117H188ZM200 118H201V117H199V118L197 117L198 120H199ZM247 118H248V117H247ZM249 118H250V117H249ZM66 119H67V117H66ZM75 119H76V116L74 117V120H75ZM82 119H83V118H82ZM90 119H91V118H90ZM95 119H97V117H96ZM106 119H107V118H106ZM126 119H127V118H126ZM137 119H138V118H137ZM139 119H140V118H139ZM141 119H142V116H141ZM149 119H150V118H149ZM167 119H168V118H167ZM171 119H172V118H171ZM173 119H174V118H173ZM175 119H176V118H175ZM177 119L179 120L180 118H177ZM184 119H187V118H183V121H184ZM12 120L10 119V121H11L12 123H14V121H12ZM28 120H29V119L27 118V121H28ZM31 120H30V121H31ZM60 120H61V119H60ZM70 120H71V119H70ZM72 120H73V119H72ZM79 120H80V119H79ZM83 120L85 121L86 119H83ZM83 120H82V121H83ZM92 120H94V119H92ZM92 120H91V121H92ZM99 120H100V119H99ZM111 120H112V118H111ZM134 120H135V119H134ZM146 120H147V118H146ZM164 120H165V119H164ZM169 120H170V119H169ZM181 120H182V118H181ZM246 120H247V119H246ZM249 120H250V119H249ZM10 121H9V122H10ZM56 121H57V119H56ZM58 121H59V120H58ZM65 121H66V120H65ZM77 121H78V120H77ZM84 121H83V122H84ZM105 121H106V120H105ZM119 121H120V120H119ZM129 121H130V120H129ZM159 121H160V120H159ZM161 121H162V119H161ZM263 121H264V120H263ZM263 121H262V122H263ZM16 122H15V123H16ZM20 122H19V123H20ZM61 122H62V121H61ZM68 122H69V119H68ZM87 122H90V121L87 120ZM93 122H95V121H93ZM112 122H113V121H112ZM126 122H127V121H126ZM131 122H132V121H131ZM144 122H145V121H144ZM166 122H167V121H166ZM166 122H165V123H166ZM169 122H171V121H169ZM188 122H189V120H187L186 123L188 124ZM191 122H192V121H191ZM197 122H198V121H197ZM201 122H202V121L200 120V123H201ZM62 123H65V122H62ZM108 123H109V122H108ZM114 123H115V122H114ZM121 123H122V122H121ZM121 123H120V124H121ZM149 123H150V121H149ZM149 123H148V124H149ZM153 123L155 124V123H157V122L153 121ZM176 123H177V122H176ZM181 123H182V122H181ZM181 123H179V125H180ZM66 124H67V123H66ZM69 124H70V123H69ZM71 124H72V123H71ZM85 124H86V123H85ZM91 124H92V123H91ZM103 124H104V123H103ZM137 124H138V123H137ZM157 124H159V123H157ZM168 124H170V123H168ZM177 124H178V123H177ZM187 124H186V127H188ZM190 124H191V123H190ZM198 124H199V123H197V125H198ZM262 124L264 125V122H263ZM11 125H12V124H11ZM86 125H87V124H86ZM104 125H105V124H104ZM113 125H114V124H113ZM161 125H162V124H161ZM164 125H165V124H164ZM166 125H167V124H166ZM175 125H176V124H175ZM184 125H185V123L183 122V127H184ZM188 125H189V124H188ZM263 125H262V127H263ZM13 126H14V125H13ZM25 126H26V125H25ZM25 126H24V127H25ZM43 126H44V125H43ZM57 126H58V124H57ZM59 126H60V123H59ZM59 126H58V127H59ZM62 126H63V125H61V127H62ZM64 126H65V125H64ZM68 126H69V125H68ZM94 126H95V125H94ZM102 126H103V125H102ZM121 126H122V125H121ZM146 126H147V125H146ZM158 126H160V125H158ZM158 126H157V127H158ZM172 126H173V125H172ZM180 126H181V125H180ZM189 126H190V125H189ZM191 126H193V125H191ZM14 127H15V126H14ZM16 127H17V126H16ZM27 127H28V126H27ZM90 127H91V126H90ZM114 127H115V128H114ZM114 127H113L114 129H109V128H108L109 130H105V129H103V131H104V130L107 131L105 134L108 135V136H110V137L112 136L111 138H113V139H114V138H118V139H120L121 141H123V140H124V141H125V140H131V139H134V137H136V132H134V130H133V131H132V130H125V131H123V132H119V131H118L119 128H120L119 124H118V126L115 125ZM148 127H149V125H148ZM150 127H151V126H150ZM160 127H161V126H160ZM167 127H168V129H169V128H170V125L167 126ZM186 127H185L184 129H183L182 127H181V128H182L183 130H185ZM197 127H201V128H199V129H202V126H200V124H199V126H197ZM18 128H19V127H18ZM64 128H65V127H64ZM66 128H68V127H66ZM91 128H93V126H92ZM151 128H152V127H151ZM151 128H150V129H151ZM172 128H174V127H172ZM193 128H194V127H193ZM11 129H12V128H11ZM94 129H95V128H94ZM142 129H143V128H142ZM159 129H160V128H159ZM165 129H166V128H165ZM177 129H178V128H177ZM188 129H189V127H188ZM195 129H196V127H195ZM263 129H264V128H263ZM263 129H262V128L259 129V130H261V133L263 132V131H262ZM83 130H84V128H83ZM148 130H149V129H148ZM157 130H158V128H157ZM170 130H171V129H170ZM170 130H169V131H170ZM180 130H181V129H180ZM183 130H182V132L185 133V134H186V132H188V130H186V131H183ZM14 131H15V130H14ZM20 131L23 132V130H20ZM27 131H29V130H27ZM37 131H38V130H37ZM53 131H54V130H53ZM67 131H68V130H66V132H67ZM70 131H71V130H70ZM84 131H85V130H84ZM94 131L96 132V130H94ZM146 131H147V130H146ZM155 131H156V130H155ZM164 131H165V130H164ZM174 131H175V130H174ZM196 131L200 132V130H196ZM201 131H202V130H201ZM54 132H55V131H54ZM75 132H76V131H75ZM82 132H83V131H82ZM92 132H93V131H92ZM25 133L27 134L28 132H25ZM64 133H65V132H64ZM87 133H88V132H87ZM90 133H91V132H90ZM150 133H151V132H150ZM161 133H163V132H161ZM167 133H168V132H167ZM167 133H166V134H167ZM171 133H172V132H171ZM178 133H179V132H178ZM180 133H181V131H180ZM180 133H179V134H180ZM196 133H197V132H196ZM196 133H195V135H196ZM200 133H201V132H200ZM11 134H13V132H12ZM20 134H21V133H20ZM23 134H24V133H23ZM23 134H22V135H23ZM55 134H56V133H55ZM79 134H81V133H79ZM92 134H93V133H92ZM156 134H157V132H156ZM175 134H176V133H175ZM263 134H264V133H263ZM22 135H21V136H22ZM50 135H51V134H50ZM52 135H53V134H52ZM66 135H67V133H66ZM75 135H78V134L69 133L68 138H69V137H72L71 139L74 140L75 138H77ZM87 135H88V134H87ZM87 135H86V136H87ZM137 135H138V134H137ZM145 135H146V134H145ZM149 135H150V137H151V134H149ZM149 135H148V136H149ZM181 135H182V133H181ZM190 135H191V134H190ZM198 135H199V134H198ZM198 135H197V136H198ZM24 136H25V134H24ZM56 136H57V135H56ZM142 136H144V135L142 134ZM154 136H155V135H154ZM157 136H158V135H156V137H157ZM178 136H179V135H178ZM197 136H196V138H197ZM22 137H23V136H22ZM59 137H60V136H59ZM64 137H66V136H63V134H62V138H64ZM74 137H75V138H74ZM82 137H84V136H82ZM82 137H81V138H82ZM99 137H100V136H99ZM158 137H160V136H158ZM163 137H165V136H163ZM171 137H173V136H171ZM176 137H177V136H176ZM179 137H180V136H179ZM181 137H182V136H181ZM181 137H180V138H181ZM200 137H201V136H200ZM54 138H56V137H54ZM198 138H199V136H198ZM18 139H20V138H18ZM23 139H24V138H23ZM60 139H61V138H60ZM64 139H65V138H64ZM77 139H78V138H77ZM102 139H103V138H102ZM118 139H116V141H117ZM154 139H155V138H154ZM158 139H159V138H158ZM162 139H163V138H162ZM165 139H167V138L165 137ZM165 139H164V140H165ZM25 140H26V139H25ZM55 140H56V139H55ZM61 140H63V139H61ZM78 140H79V139H78ZM114 140H115V139H114ZM141 140H142V139H141ZM145 140H146V139H145ZM156 140H157V139H156ZM167 140L169 141V139H167ZM177 140H178V139L174 138L173 141H176V142H177ZM183 140H184V141H183ZM185 140H186V138H183L181 141L185 142ZM195 140H196V139H195ZM80 141H81V140H80ZM80 141H79V142H80ZM96 141H97V140H96ZM110 141H111V139H110ZM116 141H114V144H115ZM124 141H123V142H124ZM133 141H134V140H133ZM143 141H144V140H143ZM162 141H163V140H162ZM178 141H179V140H178ZM192 141H193V140H192ZM197 141H198V142H197ZM197 141H195L196 144H195V143H194V144L196 145V147H197V146L200 147V146L202 145V143L200 142L201 140L199 139V140H197ZM59 142H60V141H59ZM101 142H102V141H101ZM112 142H113V141H111V145L114 146V144H112ZM117 142H118V141H117ZM154 142H155V141H154ZM166 142H167V141H166ZM166 142H165V143H166ZM187 142H188V141L186 140L185 145L189 148V145L186 144ZM61 143H62V141H61ZM126 143H127V142H126ZM138 143H139V142H138ZM145 143H146V142H145ZM145 143H144V144H145ZM151 143H152V142H151ZM158 143H159V142H158ZM169 143H170V142H169ZM174 143H175V142H174ZM108 144H109V143H108ZM108 144H107V145H108ZM141 144H142V143H141ZM162 144H163V143H162ZM167 144H168V143H167ZM179 144H182V142H180ZM197 144H200V145H197ZM107 145H106V146H107ZM111 145H109V146H111ZM11 146H13V145H11ZM106 146H105V148H107ZM140 146H141L140 144H135V143H134V144H131L128 148L124 149L123 151H122V150H120V151H119V150H114V149H112V148H111V150H109V149H110V148H109L108 151H107V153H106V159H107L109 162H111L112 165L115 164L116 166H119L120 164H123V163L126 162V161L128 162V163H127V165H128L129 162H130L131 160H134V158H135L136 156H138V155L140 154V152L142 151L141 148H143V147H142V146L140 147ZM149 146H150V145H149ZM156 146H157V145H156ZM182 146L184 147V144H183ZM186 146H185V148H187ZM111 147H112V146H111ZM147 147H148V146H147ZM165 147H166V146H164V148H165ZM199 147H198V149H200ZM12 148H13V147H12ZM123 148H124V147H123ZM152 148H153V147H152ZM201 148H202V147H201ZM81 149H82V148H81ZM88 149H89V148H88ZM180 149H182L180 146H176V145H175L174 147H172L171 144L167 145V147L165 148V154L167 153V156H166V157L172 158V157L176 156L177 153H178V151H179ZM190 149H191V146H190ZM196 149H197V148H196ZM82 150H83V149H82ZM82 150H81V152H82ZM91 150H92V149H91ZM91 150H90V151H91ZM104 150H105V149H104ZM104 150H102V151H104ZM146 150H147V149H146ZM161 150H162V149H161ZM183 150H185V149L183 148ZM200 150H201V149H200ZM40 151H41V150H40ZM83 151H84V150H83ZM86 151H87V149H86ZM92 151H93V150H92ZM98 151H99V149H98ZM100 151H101V150H100ZM157 151H158V150H157ZM188 151H189V149H188ZM188 151L185 150V151H183V152L187 153ZM195 151H196V150H195ZM79 152H80V151H79ZM150 152H151V151H150ZM161 152H162V151H161ZM180 152H182V151L180 150ZM180 152H179V153H180ZM196 152L199 153L200 151H196ZM196 152H195V153H196ZM1 153H2V152H1ZM76 153H77V152H76ZM202 153H203V152H202ZM79 154H80V153H79ZM103 154L105 155V153H103ZM141 154H142V153H141ZM149 154H150V153H149ZM189 154H190V152H189ZM189 154H187L188 156L186 155V156H187V159H186L185 162H187V161L189 160L188 157H191V155H192V156H193V155L195 156V154H191V155H189ZM196 154H197V153H196ZM200 154H201V153H200ZM200 154H199V155H200ZM156 155H157V154H156ZM171 155H172V157H171ZM182 155H183V158L186 157V156H184V155H185L184 153H182ZM92 156H93V155H92ZM144 156H145V155H144ZM151 156H152V155H151ZM194 156H193V157H194ZM197 156H198V155H196V157H197ZM200 156H203V155L201 154ZM200 156L197 157V158H200ZM72 157H74V156H72ZM154 157H155V156H153V158H154ZM181 157H182V156H181ZM205 157H206V156H205ZM68 158H70V157H68ZM75 158H76V157H75ZM79 158H80V157H79ZM79 158H78L77 160H79ZM137 158H138V157H137ZM101 159H102V158H101ZM202 159H203V158H202ZM140 160H141V159H140ZM181 160H182V159H181ZM183 160H185V159H183ZM194 160H195V159H194ZM196 160H197V159H196ZM200 160H201V159L198 160V163H199L198 165H199V166L197 165V166L199 167V170H200L201 167L203 168V165H204V164H203V165L201 166V163H202L203 160H202V161H200ZM72 161H73V160H72ZM103 161H104V160H103ZM143 161H144V160H142V162H143ZM150 161L153 162V161H155V160L153 159V160H150ZM178 161H179V159H178ZM199 161H200V162H199ZM105 162H106V161H105ZM139 162L141 163V161H138V160H137V163H139ZM181 162H182V161H180V163H181ZM185 162H184V163H185ZM194 162H195V161H193V162L191 161V164H190L191 166H189V167H194V168H195L194 164H196L197 162H195V163H194ZM203 162H204V161H203ZM107 163H108V162H107ZM113 163H114V164H113ZM131 163H132V162H131ZM134 163H136V162H134ZM149 163H150V162H149ZM155 163H156V162H153V164H150V165H147V164H148V163H147V164H145L146 167H144V168H142V164H138L139 167H141V168H139V167L137 168L136 166H138V165H135V164H133V165H135V167H136L137 169H136L135 167H134V168H135L136 170H138L139 173H140V171H144V172L146 171L147 173H145V174H148V173H156V174H157V172L159 171L160 168H157V166H158L159 163L157 164V166H156ZM188 163H190V162H187V164H188ZM192 163H193V164H192ZM204 163H205V162H204ZM103 164H104V163H103ZM124 164H125V163H124ZM168 164H169V163H168ZM173 164H174V163H173ZM179 165H180V164H179ZM181 165L184 166L183 164H181ZM188 165H189V164H188ZM188 165H187V166L185 165L186 168L188 167ZM192 165H193V166H192ZM106 166H107V165H106ZM109 166H111V165H109ZM120 166H121V165H120ZM123 166H124V165H123ZM131 166H132V165H131ZM131 166H129V167H131ZM143 166H144V165H143ZM161 166H162V165H161ZM200 166H201V167H200ZM111 167H112V166H111ZM125 167H126V166H125ZM127 167H128V166H127ZM132 167H133V166H132ZM158 167H159V166H158ZM162 167H163V166H162ZM168 167H169V166H168ZM180 167H181V166H180ZM180 167H179V169H182V167H181V168H180ZM204 167H205V166H204ZM119 168H120V167H119ZM108 169H110V168H108ZM131 169H132V168H131ZM177 169H178V168H177ZM197 169H198V168H197ZM117 170H118V169H117ZM129 170H130V168H129ZM167 170H168V169H167ZM187 170L190 171L189 168H188ZM201 170H202V169H201ZM204 170H205V169H204ZM124 171H126V170H124ZM132 171H135V170H132ZM132 171H131V172H132ZM170 171H171V170H170ZM205 171H206V170H205ZM118 172L120 173V170H119ZM121 172H122V171H121ZM144 172H143V173H144ZM168 172H169V171H168ZM178 172H179V170H178ZM180 172H181V171H180ZM197 172H198V171H197ZM197 172H195L194 174H196ZM200 172H201V171H200ZM200 172H199V173H200ZM202 172H203V171H202ZM135 173H136V172H135ZM166 173H167V172H166ZM171 173H172V172H171ZM115 174H116V173H115ZM120 174H121V173H120ZM124 174H125V172H124ZM159 174H160V173H159ZM162 174H163V172H162ZM164 174H165V173H164ZM167 174H168V173H167ZM188 174H189V173H188ZM190 174H191V172H190ZM190 174H189L188 176H186V174L184 175V173H183V174H181L180 176L178 175L177 177H176L175 174H174V176H175L176 178H175V177H170V175H168V178H167V176H165L167 179H166V178L163 179V177H162L161 179H163L164 183H165V181L171 182V181H173V180L175 179L176 181H174L173 183L178 182V183H179V184H178L179 186H183V187L185 188V187H189V186H186V184L189 183V182H187V179H188V177L190 176ZM201 174H202V173H201ZM201 174H200V177H199V175H198V177H199L200 180H201ZM204 174H205V173H204ZM204 174H203V175H204ZM249 174H250V173H249ZM255 174H256V173H255ZM257 174H258V173H257ZM135 175H136V174H135ZM176 175H177V174H176ZM192 175H193V173H192ZM250 175H251V174H250ZM114 176L116 177V175H114ZM119 176H120V175H119ZM132 176H133V175H132ZM136 176H137V175H136ZM138 176H139V178H141L140 175H138ZM144 176H146V175H144ZM148 176H150V175H148ZM151 176H152V175H151ZM159 176H161V175H159ZM163 176H164V175H163ZM224 176H225V175H224ZM227 176H228V175H227ZM233 176H234V175H233ZM122 177H123V176H122ZM142 177H143V176H142ZM146 177H147V176H146ZM152 177H153V176H152ZM152 177H151V178H152ZM192 177H193V176H192ZM195 177H196V176H195ZM204 177H205V176H204ZM215 177H216V176H214V178H215ZM260 177H261V176H260ZM125 178H126V177H125ZM128 178H129V177H128ZM131 178H132V177H131ZM144 178H145V177H144ZM151 178H150V179H151ZM190 178H191V176H190ZM226 178H227V177H226ZM235 178H236V177H235ZM245 178H246V177H245ZM257 178H258V177H257ZM141 179L143 180V178H141ZM168 179H170V181H169ZM171 179H173V180H171ZM204 179H205V178H204ZM220 179H221V178H220ZM227 179H228V178H227ZM230 179H231V178H230ZM134 180H136V178H135ZM144 180H146V179H144ZM192 180H193V179H192ZM192 180H191V183H192ZM196 180H198V179H196ZM196 180H195V183H196ZM202 180H203V179H202ZM206 180H207V179H206ZM224 180H225V179H224ZM119 181H120V180H119ZM150 181H151V180H150ZM139 182H140V180H139ZM139 182H138V183H139ZM141 182H142V181H141ZM144 182H145V181H144ZM146 182H147V181H146ZM197 182H198V181H197ZM206 182H207V181H206ZM211 182H212V181H211ZM235 182H237V184L239 183L238 181H235ZM130 183H131V181H130ZM147 183H148V182H147ZM162 183H163V182H162ZM191 183H190V184H191ZM216 183H218V181H217ZM142 184H143V182H142ZM145 184H146V183H145ZM169 184H170V183H169ZM198 184H199V183H198ZM200 184H201V182H200ZM200 184H199V185H200ZM219 184H220V182H219ZM246 184H247V182H246ZM140 185H141V184H140ZM143 185H144V184H143ZM163 185H164V184H163ZM167 185H168V184H167ZM199 185H198V187H202L204 184H203V182H202V184H201L202 186H201V185L199 186ZM148 186H149V184H148ZM171 186H172V185H171ZM190 186H191V185H190ZM230 186H231V185H230ZM241 186H242V185H241ZM243 186H244V184H243ZM247 186H248V185H247ZM146 187H147V186H146ZM150 187H151V186H150ZM174 187L176 188V186H174ZM198 187H196V189H197ZM214 187L216 188V185H215V184H214ZM252 187H253V186H252ZM143 188H144V187H143ZM163 188H164V187H163ZM181 188H182V187H181ZM204 188L206 189L207 187L205 186ZM219 188H220V187H219ZM222 188H223V186H222ZM222 188H221L220 190H223ZM238 188H239V187H238ZM241 188H242V187H241ZM248 188H249V187H248ZM253 188H254V187H253ZM144 189H145V188H144ZM161 189H162V188H161ZM207 189H209V188H207ZM255 189H257V188H255ZM255 189H253V190H255ZM171 190H172V189H171ZM179 190H180V189H179ZM198 190H201V189H198ZM217 190H218V189H217ZM129 191H130V190H129ZM177 191H178V189H177ZM192 191H194V190H192ZM196 191H197V190H196ZM218 191H219V190H218ZM218 191H217V192H218ZM126 192H128V191H126ZM145 192H146V191H145ZM162 192H163V191H162ZM170 192H172V191H170ZM173 192H174V191H173ZM179 192H181V191H179ZM184 192H185V191H184ZM186 192H187V194H188V191H186ZM202 192H204V191H202ZM207 192H208V191H207ZM215 192H216V189H215ZM248 192H249V191H248ZM142 193H143V192H142ZM175 193H176V192H175ZM175 193H174V194H175ZM189 193H190V192H189ZM193 193H194V192H193ZM198 193H199V192H197V195H198ZM205 193H206V190H205ZM218 193H219V192H218ZM243 193H244V192H243ZM110 194H112V193H110ZM129 194H131V193H128L127 195H129ZM185 194H186V193H185ZM201 194H203V193H200V195H198V196L200 197ZM210 194H211V193H210ZM215 194H216V193H215ZM220 194H221V192H220ZM222 194H223V192H222ZM250 194H251V193H249V195H250ZM177 195H178V194H177ZM190 195H191V197L193 196L191 193H190ZM205 195H206V194H204V195H202V196L205 197ZM207 195H208V194H207ZM242 195H244V194H242ZM187 196H188V195H187ZM214 196H215V195L213 194L212 197H214ZM216 196H217V195H216ZM218 196H219V195H218ZM113 197H114V195H113ZM148 197L150 198V196H148ZM164 197H166V194L164 195ZM164 197H163V198H164ZM188 197H189V196H188ZM188 197H187V198H188ZM220 197H221V195H220ZM243 197H244V196H243ZM251 197H252V196H251ZM255 197H256V195H255ZM114 198H115V197H114ZM172 198H173V197H172ZM181 198H182V197H181ZM192 198H193V197H192ZM195 198H196V197H195ZM208 198H209V197H207V199H208ZM215 198H216V197H215ZM217 198H218V197H217ZM262 198H263V197H262ZM184 199H185V198H184ZM193 199H194V198H193ZM204 199H205V198H204ZM218 199H219V198H218ZM244 199H245V198H244ZM244 199H241V200H244ZM248 199H249V198H248ZM256 199L259 200V201L256 200L257 202H262V201L264 200V198H263V200H261V201H260L261 198H256ZM111 200H113V199H111ZM165 200H166V199H165ZM189 200H190V199H189ZM213 200H214V199H213ZM253 200H254V199H253ZM155 201H156V200H155ZM172 201H173V200H172ZM204 201H205V200H204ZM207 201H208V200H207ZM210 201H212V200H210ZM210 201H209V202H210ZM221 201H222V200H221ZM224 201H225V200H223V203H224ZM226 201H227V200H226ZM236 201H238V200H236ZM245 201H246V200H245ZM256 201H255V202H256ZM113 202H114V201H113ZM165 202H166V201H165ZM183 202H184V201H183ZM186 202H187V201H186ZM186 202H184V203H186ZM189 202H191V200H190ZM232 202H233V201H231V203H232ZM249 202H250V204L252 203V198H251L250 201H249V200L247 201V204H248ZM120 203H121V202H120ZM123 203H124V202H123ZM123 203H122V204H123ZM179 203H180V202H179ZM210 203H211V202H210ZM213 203H215V205H216V202H215V201H213ZM218 203H220V202H218ZM227 203H228V202H227ZM229 203H230V202H229ZM237 203H238V202H237ZM237 203H236V206H237ZM241 203H243V202H241ZM125 204H126V203H125ZM143 204H144V203H143ZM146 204H147V203H146ZM191 204H192V203H191ZM201 204H205V203L203 202V203H201ZM201 204H200V205H201ZM243 204H244V203H243ZM247 204H245V205L247 206ZM257 204H258V203H257ZM261 204H263V203H261ZM116 205H117V204H116ZM164 205H165V204H164ZM174 205H175V204H174ZM182 205H183V204H182ZM194 205H195V204H194ZM245 205H244V206H245ZM258 205H259V204H258ZM123 206H124V205H123ZM141 206H142V205H141ZM155 206H157V205L155 204ZM165 206H166V205H165ZM169 206H170V205H169ZM179 206H181V205H179ZM206 206H208V205H206ZM206 206H205V208H206ZM225 206H226V205H225ZM229 206H230V205H229ZM233 206H235V205H233ZM233 206H232V207H233ZM240 206H241V205H239V207H240ZM251 206L253 207V205H251ZM255 206H256V205H255ZM114 207H115V206H114ZM120 207H121V205L119 206V210H120ZM150 207H151V206H150ZM184 207H188V208H189V206H187V205L184 206ZM192 207H193V206H192ZM195 207H196V205H195ZM198 207H199V205H198ZM198 207H197V208H198ZM202 207L204 208L203 205H202ZM216 207H217V205H216ZM219 207H220V206H219ZM237 207H238V206H237ZM237 207H236V208H237ZM248 207H249V206H248ZM248 207H245V208H248ZM252 207H250V208L252 209ZM257 207H259V206H257ZM121 208H122V207H121ZM145 208H147V207H145ZM170 208H171V207H170ZM203 208H201V210H202ZM220 208H221V207H220ZM245 208H244V209H245ZM263 208H264V207H263ZM148 209H149V207H148ZM199 209H200V207H199ZM217 209L220 211V209H219L218 207H217ZM217 209H216L215 211H217ZM222 209H224V208L222 207ZM225 209H226V208H225ZM241 209H242V211L244 210V209L242 208V206H241V208H239V212H240ZM251 209H250V212H251ZM258 209H260V208H258ZM145 210H146V209H145ZM152 210H153V209H152ZM155 210H156V209H155ZM167 210H169V212H170V209H167ZM188 210H189V209H188ZM193 210H194V209H193ZM253 210H254V209H253ZM124 211H125V210H124ZM127 211H128V209H127ZM143 211H144V209H143ZM156 211H157V210H156ZM172 211H173V210H172ZM183 211H185V209H184ZM195 211H199V210H195ZM195 211H194V212H195ZM202 211L204 212L205 210H202ZM202 211H201V212H202ZM219 211H218V212H219ZM225 211H226V210H225ZM228 211H229V210H228ZM234 211H235V210H234ZM236 211H238V210H236ZM246 211H247V209H246ZM261 211H263V209H261ZM144 212H148V214L150 213V211H147V210L144 211ZM144 212H141V213L143 214ZM166 212H167V211H166ZM247 212H248V211H247ZM252 212H255V210L252 211ZM263 212H264V211H263ZM122 213H123V212H122ZM130 213H131V214H130ZM130 213H128V214L131 216V215H132V212L130 211ZM152 213H153V212H152ZM152 213H151V214H152ZM154 213H155V212H154ZM177 213H179V212L177 211ZM187 213H189V212L187 211ZM192 213H193V212H192ZM222 213H223V212H221V214L219 213L218 215H222ZM227 213H229V212H227ZM244 213H245V211H244ZM258 213H260V212H258ZM142 214H141V216H142ZM144 214H146V213H144ZM161 214H162V213H161ZM161 214H160V215H161ZM170 214H172V213L170 212L169 215H170ZM189 214H191V213H189ZM189 214H188V216H189ZM209 214H210V212H209ZM234 214H235V213H234ZM236 214H237V213H236ZM254 214H255V213H253V215H254ZM260 214H262V213H260ZM263 214H264V213H263ZM126 215H127V214H126ZM153 215H154V214H153ZM177 215H178V214H177ZM184 215L186 216L185 213H184ZM184 215H183V212H182V216H184ZM223 215H225V213H224ZM223 215H222V217H224ZM230 215H231V213L229 214V216H230ZM246 215H247V214H246ZM257 215H258V214H257ZM257 215H256V216H257ZM132 216H133V215H132ZM145 216H146V218H147L148 215H145ZM174 216H176V215H174ZM178 216L180 217L181 215H178ZM207 216L209 217L210 215L207 214ZM211 216H212V215H211ZM216 216H217V215H216ZM231 216H232V215H231ZM231 216H230V217H231ZM250 216H251V215H250ZM134 217H135V216H134ZM139 217H140V216H139ZM153 217H154V216H152V218H153ZM164 217H165V216H164ZM172 217H173V216H172ZM186 217H187V216H186ZM195 217H196V216H195ZM195 217H192V218H194V220H196ZM201 217L204 218V216H200V219H202ZM222 217H221V219H220V216H219V219L222 220V219H223ZM235 217H236V216H235ZM235 217H234V218H235ZM245 217H247V216H244V218H245ZM132 218H133V217H132ZM154 218H155V217H154ZM162 218H163V217H162ZM217 218H218V216H217ZM217 218H216V221L219 220V219L217 220ZM225 218H226V216H225ZM225 218H224V219H225ZM240 218L243 219V217H241V216H240ZM247 218H248V217H247ZM253 218H254V217H253ZM258 218H259V217H258ZM144 219H145V217H144ZM149 219H150V217H149ZM149 219H148V220H149ZM157 219H158V218H156V222H158ZM171 219H172V218H171ZM175 219H177V217H176ZM183 219H184V218H183ZM185 219H186V218H185ZM188 219H189V218H188ZM229 219H230V218H229ZM248 219H249V218H248ZM159 220H160V218H159ZM164 220H165V219H164ZM192 220H193V219H192ZM192 220H191V221H192ZM198 220H199V219H198ZM198 220H197V222H198ZM204 220H205V219H204ZM211 220H212V219H211ZM213 220H214V219H213ZM213 220H212V221H213ZM225 220H226V219H225ZM231 220H232V219H231ZM231 220H230V221H231ZM252 220H253V219H252ZM254 220H255V219H254ZM254 220H253V221H254ZM261 220H264V219L261 218ZM144 221H146L145 223L148 222L146 219H145ZM153 221H154V219H153ZM160 221H161V220H160ZM160 221H159V222H160ZM179 221H180V219H179ZM182 221H183V220H182ZM208 221H209V220H208ZM212 221H210V223H211ZM223 221H224V220H223ZM232 221H233V220H232ZM248 221H249V220H248ZM141 222H142V221H141ZM141 222H140V223H141ZM149 222H150V221H149ZM151 222H152V221H151ZM165 222H166V224H168L167 220H166ZM177 222H178V221H176V223H177ZM187 222H189V221H187ZM197 222H195V223H197ZM204 222H205V221H204ZM224 222H225V221H224ZM240 222H242V221H240ZM240 222H239V223H240ZM246 222H247V221H246ZM249 222H250V224H252L251 221H249ZM259 222H260V224H261V221H260V220H259ZM142 223H143V222H142ZM142 223H141V225H143ZM154 223H155V222H154ZM173 223H174V222H173ZM180 223H183V224H184V221H183V222L180 221ZM200 223H201V222H200ZM200 223H198V224H200ZM227 223H228V222H227ZM239 223H238V226H239ZM243 223H244V222H243ZM255 223H256V222H255ZM159 224H160V223H159ZM159 224H157V225H159ZM183 224H182V225H183ZM185 224H186V223H185ZM185 224H184V226H185ZM187 224H188V223H187ZM192 224H193V223H192ZM208 224H209V223H208ZM214 224H215V223H214ZM217 224H218V223H217ZM225 224H226V223H225ZM228 224H229V223H228ZM233 224H235V223H233ZM248 224H249V223H248ZM179 225H180V224H179ZM179 225L177 224L176 226H179ZM182 225H180L181 228L183 227ZM189 225H190V224H189ZM189 225H188V226H189ZM210 225H211V224H210ZM226 225H227V224H226ZM226 225H225V226H226ZM231 225H232V224H231ZM253 225H254V224H253ZM263 225H264V223H263ZM146 226H147V224H146ZM148 226L150 227L151 224H149ZM152 226H153V225H152ZM159 226H160V225H159ZM197 226H198V225H197ZM212 226H213V225H212ZM215 226H217V225H215ZM223 226H224V225H223ZM223 226H221V228L224 229V231H225V228H223ZM232 226H234V225H232ZM241 226L243 227V225H241ZM254 226H255V225H254ZM144 227H145V226H144ZM154 227H155V226H154ZM166 227H167V226H166ZM210 227H211V226H210ZM219 227H220V226H219ZM219 227H218V228H219ZM248 227H249V226H248ZM151 228H152L153 231H154V229H156V228H157L156 231H157V230H158V231L161 230V228H159V227H156V228L151 227ZM174 228H175V227H174ZM177 228H178V227H177ZM200 228H201V227H200ZM221 228H219V229H221ZM250 228H251V227H250ZM147 229H148V227H147ZM167 229H168V228H167ZM172 229H173V228H172ZM175 229H176V228H175ZM189 229H190V226H189ZM192 229H193V228H192ZM212 229H213V228H212ZM214 229H215V228H214ZM222 229H221V230H222ZM227 229H228V228H227ZM164 230H165V229H164ZM168 230H170V229H168ZM177 230H178V229H177ZM216 230H217V229H216ZM228 230H229V229H228ZM230 230H231V228H230ZM156 231H155V232H156ZM183 231H184V230H183ZM186 231H187V230H186ZM188 231L190 232V230H188ZM211 231H212V230H211ZM219 231H220V230H219ZM237 231H238V230H237ZM239 231H240V229H239ZM241 231H243V230H241ZM245 231H246V230H245ZM259 231H260V229H259ZM150 232H151V231H150ZM166 232H167V231H166ZM196 232H198V231H196ZM220 232H221V231H220ZM228 232H229V231H228ZM228 232H227V234H228ZM247 232H248V231H247ZM247 232H246V235H248ZM249 232H250V231H249ZM164 233H165V232H164ZM179 233H181V231H180ZM182 233H184V232H182ZM214 233H215V230H214ZM216 233H217V232H216ZM242 233H243V232H242ZM263 233H264V231H263ZM149 234H151V233H149ZM185 234H186V233H185ZM185 234H184V235H185ZM211 234H212V233H211ZM225 234H226V232H225ZM227 234H226V235H227ZM232 234H233V233H232ZM152 235H153V234H152ZM154 235H155V234H154ZM165 235H166V234H165ZM180 235H181V234H180ZM180 235H179L178 237H180ZM187 235H188V234H187ZM212 235H213V234H212ZM214 235H215V234H214ZM220 235H221V234H220ZM250 235H251V233H250ZM260 235H261V234H260ZM262 235H263V234H262ZM156 236H157V235H156ZM263 236H264V235H263ZM263 236H262V237H263ZM185 237H186V236H185ZM221 237H222V236H221ZM223 237H224V236H223ZM262 237H261V238H262ZM180 238H181V237H180ZM245 238H246V237H245ZM178 239H179V238H178ZM185 239H187V237L184 238V240H185ZM222 239H223V238H222ZM222 239H220V241H221ZM175 240H177V239H175ZM179 240H180V239H179ZM188 240H189V239H188ZM194 240H195V239H194ZM224 240H225V239H223V241H224ZM149 241H150V240H149ZM170 241H171V239H170ZM220 241H218V243H219ZM228 241H229V240H228ZM253 241H254V239H253ZM154 242H155V241H154ZM158 242H159V241H158ZM158 242H156L155 245H157ZM177 242H178V240H177ZM186 242H187V241H186ZM192 242H193V241H192ZM194 242H196V241H194ZM226 242H227V241H226ZM226 242H225V243H226ZM262 242H263V240H262ZM160 243H161V242H160ZM178 243L180 244V243H181V240H180V242H178ZM220 243L222 244V242H220ZM250 243H252V242H250ZM254 243H255V242H254ZM169 244H170V243H169ZM193 244H194V243H193ZM180 245H181V244H180ZM180 245H179V246H180ZM226 245H228V242L226 243ZM258 245H259V244H258ZM157 246L159 247L160 245L158 244ZM177 246H178V244H177ZM184 246H185V245H184ZM218 246H219V245H218ZM261 246H262V245H261ZM261 246H260V247H261ZM219 247H221V245H220ZM222 247H223V246H222ZM222 247H221V251H222ZM236 247H237V245H236ZM241 247H243V246H241ZM241 247H240V248H241ZM263 247H264V246H263ZM3 248H4V247H3ZM240 248H238V249H240ZM225 249H226V248H225ZM229 249H230V248H229ZM231 249H232V248H231ZM231 249H230V250H231ZM235 249H236V248H235ZM261 249H262V248H261ZM219 250H220V249H219ZM227 250H228V249H227ZM227 250H226V252H227ZM230 250H229V251H230ZM0 252H1V251H0ZM219 252H220V251H219ZM256 252H257V250H256ZM256 252H255V253H256ZM232 253L234 254V251H232ZM240 254H241V253H240ZM258 254H259V253H258ZM261 254H262V253H261ZM263 254H264V253H263ZM1 255H2V254H1ZM228 255H229V254H228ZM228 255H226V256H228ZM238 255H239V254H238ZM238 255H237V256H238ZM222 256H223V255H222ZM3 257H4V256H3ZM3 257H2V258H3ZM218 257H219V256H218ZM239 257H240V256H239ZM222 258H223V257H222ZM237 258H238V257H237ZM253 258L256 259L255 257H253ZM241 259L243 260V258H241ZM7 260H8V259H7ZM7 260H6V261H7ZM222 260H223V259H222ZM252 260H253V259H252ZM257 260H258V259H257ZM1 261L3 262V260H1ZM220 261H221V260H220ZM227 261H228V259H227ZM236 261L239 262V260H237V259H236ZM249 261H250V260H249ZM214 262H215V261H214ZM225 262H226V261H225ZM225 262H224V263H225ZM245 262H246V261H245ZM195 263H196V262H195ZM216 263H217V262H216ZM221 263H222V262H221ZM239 263H240V262H239ZM239 263H238V264H239ZM260 263H261V262H260ZM2 264H3V263H2ZM251 264H252V263H251ZM262 264H263V263H262Z\"/></svg>",
    "mask_w": 264,
    "mask_h": 264
},
{
    "label": "built area",
    "instance_id": "3",
    "mask_svg": "<svg viewBox=\"0 0 264 264\" xmlns=\"http://www.w3.org/2000/svg\"><path fill=\"white\" fill-rule=\"evenodd\" d=\"M241 0H229V3L233 6H236ZM263 66H264V60H263Z\"/></svg>",
    "mask_w": 264,
    "mask_h": 264
}]
</instances>
